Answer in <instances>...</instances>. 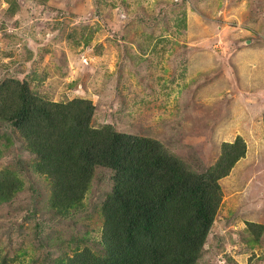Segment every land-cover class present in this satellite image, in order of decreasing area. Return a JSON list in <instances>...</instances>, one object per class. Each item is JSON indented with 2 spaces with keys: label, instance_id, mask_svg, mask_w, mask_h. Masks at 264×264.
Masks as SVG:
<instances>
[{
  "label": "rangeland",
  "instance_id": "374dc122",
  "mask_svg": "<svg viewBox=\"0 0 264 264\" xmlns=\"http://www.w3.org/2000/svg\"><path fill=\"white\" fill-rule=\"evenodd\" d=\"M9 79L48 101L90 99L94 127L154 138L193 170L240 139L198 264H264V0H0V87ZM32 160L0 121V175L21 183L0 202V263L101 247L110 171L62 215Z\"/></svg>",
  "mask_w": 264,
  "mask_h": 264
},
{
  "label": "trees",
  "instance_id": "16d2710c",
  "mask_svg": "<svg viewBox=\"0 0 264 264\" xmlns=\"http://www.w3.org/2000/svg\"><path fill=\"white\" fill-rule=\"evenodd\" d=\"M1 96L0 121L47 179L53 212L78 207L95 170L110 171L101 247H75L54 264H198L222 196L218 180L244 154L240 139L223 143L215 163L197 171L154 138L94 127L90 99L48 101L18 79L4 81ZM16 176L8 169L0 177V202L19 190Z\"/></svg>",
  "mask_w": 264,
  "mask_h": 264
}]
</instances>
